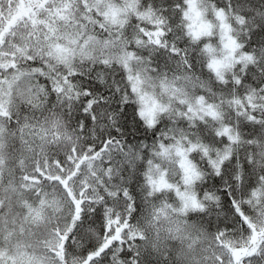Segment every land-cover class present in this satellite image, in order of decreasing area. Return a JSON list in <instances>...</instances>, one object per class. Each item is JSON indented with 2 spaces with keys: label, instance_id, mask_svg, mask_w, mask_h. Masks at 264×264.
Returning a JSON list of instances; mask_svg holds the SVG:
<instances>
[{
  "label": "snow or ice",
  "instance_id": "obj_1",
  "mask_svg": "<svg viewBox=\"0 0 264 264\" xmlns=\"http://www.w3.org/2000/svg\"><path fill=\"white\" fill-rule=\"evenodd\" d=\"M0 264H264V0H0Z\"/></svg>",
  "mask_w": 264,
  "mask_h": 264
}]
</instances>
